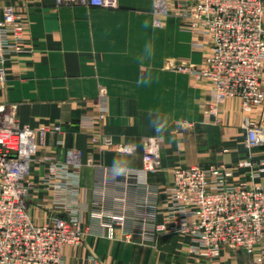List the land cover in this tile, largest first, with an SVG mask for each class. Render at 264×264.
I'll return each instance as SVG.
<instances>
[{
	"label": "crops",
	"instance_id": "0c3cea01",
	"mask_svg": "<svg viewBox=\"0 0 264 264\" xmlns=\"http://www.w3.org/2000/svg\"><path fill=\"white\" fill-rule=\"evenodd\" d=\"M156 1L117 0L109 9L0 0L24 29L4 64L0 103H15L19 125L48 129L24 179L29 214L37 224L74 216L84 231L80 245L63 248L65 264H185L187 237L158 228L173 170L264 157V141L246 146L244 125L247 117L264 135V103L245 110L232 97L206 112L210 81L181 66L202 67L211 40L190 30L177 10L181 0L159 1L160 14ZM145 137L157 144L155 171L142 170ZM70 150L79 152L78 164L46 182L49 161L64 163ZM249 172L236 167L230 181L249 183ZM57 181L67 183L60 195L51 189ZM105 215L124 218L114 237L105 235Z\"/></svg>",
	"mask_w": 264,
	"mask_h": 264
},
{
	"label": "built area",
	"instance_id": "2783aa9c",
	"mask_svg": "<svg viewBox=\"0 0 264 264\" xmlns=\"http://www.w3.org/2000/svg\"><path fill=\"white\" fill-rule=\"evenodd\" d=\"M83 3L109 9L117 0H55L56 4ZM179 15L188 19L192 32L211 40L210 51L200 68H188L196 77L210 81L213 91L207 111L215 113L226 99L237 97L243 109L264 103L261 81L264 58V0H181ZM155 11L165 9L156 1ZM158 25L160 21L155 19ZM23 25L12 5L0 2V79L11 52L23 40ZM246 146L263 143V129L244 117ZM58 126L53 129L58 130ZM47 127L21 126L15 103H0V264H65L63 248L81 243L83 230L77 217H53L37 224L28 211L29 173L33 154ZM142 170L160 166L157 144L151 137L142 140ZM125 151L133 147H122ZM79 152L70 150L64 163L50 160L45 181L76 166ZM248 167L249 180L233 182L234 168ZM264 157L229 166L223 163L201 167L190 165L173 170L165 188L164 216L158 228L176 232L188 239L189 260L185 264H229L226 259L241 252L248 264H264ZM67 183L57 181L51 189L62 194ZM54 203L64 205L58 198ZM107 216L106 232L113 237V226H122V216ZM133 231L123 234L131 239ZM232 251V256H226ZM98 264V263H94Z\"/></svg>",
	"mask_w": 264,
	"mask_h": 264
},
{
	"label": "rangeland",
	"instance_id": "374dc122",
	"mask_svg": "<svg viewBox=\"0 0 264 264\" xmlns=\"http://www.w3.org/2000/svg\"><path fill=\"white\" fill-rule=\"evenodd\" d=\"M158 1H161L162 2V0H158ZM263 25H264V23H263ZM262 65H263V63H262ZM261 75H262V73H261ZM262 81V80H261ZM253 107V106H252ZM214 114V113H213ZM234 174V173H233ZM122 227V226H121ZM113 228H114V226H113ZM123 228V227H122ZM83 230V229H82ZM137 230H134V233L136 232ZM150 231L152 232L153 231V229H150ZM149 231V232H150ZM153 232H155V231H153ZM113 233H114V229H113ZM154 234V233H153ZM105 235L106 236H108V234H107V232H106V230H105ZM114 236H115V233H114ZM113 236V237H114ZM109 237V236H108ZM82 242V241H81ZM81 243H79V244H76V245H74V246H78V245H80ZM69 245H72V244H69ZM67 246V245H66ZM238 254H237V256L236 257H232V258H228L229 259V261H233V262H235V263H233V264H248V262H249V259H250V257L249 256H247V255H245V254H242L241 252H237ZM225 255L226 256H232L233 255V252L232 251H227L226 253H225ZM63 261H64V259H63ZM228 261V262H229ZM65 263V262H64ZM94 263H97L96 261L94 262ZM99 264V263H98Z\"/></svg>",
	"mask_w": 264,
	"mask_h": 264
},
{
	"label": "bare ground",
	"instance_id": "6f19581e",
	"mask_svg": "<svg viewBox=\"0 0 264 264\" xmlns=\"http://www.w3.org/2000/svg\"><path fill=\"white\" fill-rule=\"evenodd\" d=\"M158 3H160V2L158 1Z\"/></svg>",
	"mask_w": 264,
	"mask_h": 264
}]
</instances>
